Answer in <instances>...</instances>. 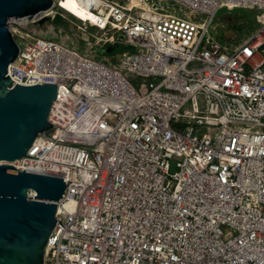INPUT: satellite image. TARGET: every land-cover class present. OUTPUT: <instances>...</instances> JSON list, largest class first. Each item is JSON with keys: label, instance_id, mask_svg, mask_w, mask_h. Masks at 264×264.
Instances as JSON below:
<instances>
[{"label": "built area", "instance_id": "1", "mask_svg": "<svg viewBox=\"0 0 264 264\" xmlns=\"http://www.w3.org/2000/svg\"><path fill=\"white\" fill-rule=\"evenodd\" d=\"M74 1L90 16L69 0L43 16L129 48L112 65L14 23L13 86H58L53 127L16 166L67 184L44 264H264V0H174L201 22L138 0ZM254 7L262 25L244 41L211 34L219 10Z\"/></svg>", "mask_w": 264, "mask_h": 264}, {"label": "water", "instance_id": "2", "mask_svg": "<svg viewBox=\"0 0 264 264\" xmlns=\"http://www.w3.org/2000/svg\"><path fill=\"white\" fill-rule=\"evenodd\" d=\"M53 5L54 0H0V264H44L57 202L67 187L60 176L1 162L26 156L36 137L53 127L49 114L57 84L13 86L8 75L20 51L14 23L43 25L49 20L44 12ZM105 49L110 53L114 45L101 53Z\"/></svg>", "mask_w": 264, "mask_h": 264}, {"label": "rangeland", "instance_id": "3", "mask_svg": "<svg viewBox=\"0 0 264 264\" xmlns=\"http://www.w3.org/2000/svg\"><path fill=\"white\" fill-rule=\"evenodd\" d=\"M121 3H128L130 0H116ZM140 5L145 7L148 4L158 7V9L165 12L174 13L182 17L195 16L196 20L204 21L205 15H194L188 8L182 7L178 2L174 0H149L148 2L138 0ZM263 13L257 7L241 9L237 8L230 11L226 8L219 10L213 23L210 27V32L217 37L224 45L234 47L240 42L244 41L256 32L261 27L260 15ZM65 22L55 24L51 21H47L44 27H37V24L29 23L27 25L28 30L35 36L45 38H56L70 47L79 50L82 54L88 55L96 60L104 61L112 65H118L121 61L122 54L129 47L123 43L119 38V42L114 46L112 52L107 53L106 49L101 53V49L108 47L109 43L98 44L99 38L103 35V32L95 26L87 24V26L79 27L81 23L77 18L67 14ZM33 24V25H32ZM41 25V26H43ZM20 44H23L21 38L16 37ZM129 78L133 82L139 80L148 82L151 79L142 78L134 74L126 72ZM199 132L208 131L206 126L199 127ZM177 160V158L175 159Z\"/></svg>", "mask_w": 264, "mask_h": 264}, {"label": "bare ground", "instance_id": "4", "mask_svg": "<svg viewBox=\"0 0 264 264\" xmlns=\"http://www.w3.org/2000/svg\"><path fill=\"white\" fill-rule=\"evenodd\" d=\"M72 2V6L71 8L80 16V17H83V18H87L90 16V11L88 9H86V7H84V3H80V2H77V1H74V0H69ZM21 158H17L15 159L14 161H11V160H1L2 163H8V164H12L14 165V167H16L18 164H19V160Z\"/></svg>", "mask_w": 264, "mask_h": 264}, {"label": "trees", "instance_id": "5", "mask_svg": "<svg viewBox=\"0 0 264 264\" xmlns=\"http://www.w3.org/2000/svg\"><path fill=\"white\" fill-rule=\"evenodd\" d=\"M49 21H51V22H53V23H55V24H59V23H61V22H65V18L62 16V15H57L54 19H49ZM33 24H35V23H33ZM32 24V25H33ZM46 24V23H45ZM37 27L39 26V27H44L45 25H43V26H41L40 24H37L36 25ZM20 27L22 28V29H24L25 31H28L29 32V30H28V27L27 26H25V25H20Z\"/></svg>", "mask_w": 264, "mask_h": 264}, {"label": "flooded vegetation", "instance_id": "6", "mask_svg": "<svg viewBox=\"0 0 264 264\" xmlns=\"http://www.w3.org/2000/svg\"><path fill=\"white\" fill-rule=\"evenodd\" d=\"M111 45V44H110ZM115 46V45H114Z\"/></svg>", "mask_w": 264, "mask_h": 264}]
</instances>
